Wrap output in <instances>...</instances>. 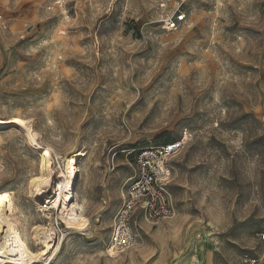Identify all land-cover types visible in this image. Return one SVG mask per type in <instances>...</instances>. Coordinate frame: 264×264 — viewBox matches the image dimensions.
<instances>
[{
  "label": "rangeland",
  "instance_id": "374dc122",
  "mask_svg": "<svg viewBox=\"0 0 264 264\" xmlns=\"http://www.w3.org/2000/svg\"><path fill=\"white\" fill-rule=\"evenodd\" d=\"M40 3L0 0V118L19 114L30 120L39 141L59 155L53 162L56 181L63 177V159L83 154L78 158L75 195L86 204L90 226L87 232L75 233L85 242V250L76 253L72 264H213L217 250L226 264H264V118L257 113L264 105V0L231 4L224 0L223 10L217 7L218 0H169L165 10L157 0H123L115 10L113 0H88L87 11L78 14L76 0H65V8L73 5L74 23L66 19L57 0H46L43 8ZM178 5L186 21L172 31L164 30L161 19ZM105 16H110L112 32L100 34L96 22ZM52 20L55 26L45 30L43 25ZM62 25L69 31L77 25L85 29L78 33L82 39H57ZM106 36L105 44H97ZM98 90L107 95H97ZM164 97L165 103L152 114L150 105ZM98 104H103L99 113ZM205 114L212 125L241 121L243 130L235 133L209 123L197 131L201 143L211 140L221 145L229 158H242V167L255 165L257 180L214 184L209 197L201 192L194 211L174 210L171 218L155 226L141 220L138 232L156 245L154 259L148 255L153 249L141 251L138 242L125 252L127 256H109L107 247H101L106 243L102 233L110 232L133 175L134 156L139 150L179 140L190 133L187 123H200L198 118ZM90 122L98 127L82 142L78 129ZM233 135L239 145L228 139ZM0 136V185H7L2 194L13 199L26 224L46 225L35 202L22 206L24 200L34 201L26 184L38 169L39 157L29 151L20 133L8 129ZM192 146L186 143L171 160L184 171L172 169L169 189H183L188 171L205 163L199 150L188 156ZM218 172L209 167L206 179L228 180ZM97 191L99 199L91 198ZM170 193L174 205L187 203L182 193ZM56 216L60 215L55 208L49 226L56 229L51 228L57 238L53 253H59L62 237L72 231L63 219L57 223ZM53 258L41 264H52Z\"/></svg>",
  "mask_w": 264,
  "mask_h": 264
},
{
  "label": "snow or ice",
  "instance_id": "6c2138e0",
  "mask_svg": "<svg viewBox=\"0 0 264 264\" xmlns=\"http://www.w3.org/2000/svg\"><path fill=\"white\" fill-rule=\"evenodd\" d=\"M57 3L60 5L61 9L65 11L66 19L74 23V21H71V17L73 15V12H72L73 5L69 3L67 5V8H65V0H57ZM122 3H123V0H113L111 9L112 10L118 9ZM231 3H232V0H228V4H231ZM45 4H46V0H41L40 8H43ZM75 7H76L77 14L82 10L86 12L89 7L88 0H76ZM160 7H163V5H160ZM217 7L221 10L225 9L226 4L224 3V0H218ZM217 14L219 15V13ZM181 19H184V18L182 17ZM109 20H110V16H105L104 18L96 22L97 26L100 28V34L112 32V28L109 25ZM86 22H87L86 19L82 21V23H86ZM165 23H167V21H165ZM55 24H56V21L52 20L49 23L44 24L43 28L45 30H51L55 26ZM189 28L191 29L192 26L189 25ZM57 31H58L57 39L63 38L66 40H73V39L80 40L82 39V37L79 36L78 33L84 32L85 29L77 25L74 28V30L69 31L66 29L64 25H62L61 28L58 29ZM118 38L119 37L117 34L116 39ZM107 39H108L107 36H106L105 41L103 42L97 39V44L103 45L107 42ZM116 39L112 40L113 44L116 43ZM84 43H88V41L85 40ZM44 47L46 48V45ZM112 51L115 52V49H112ZM35 52H36V49H33V53ZM102 52H103V46L101 47L100 51L97 52V56L98 57L101 56ZM177 54H179V50ZM40 55L42 56L43 52H41ZM101 63H110V61L102 60ZM96 67H97V71H100L99 63L97 64ZM105 71L108 76L111 75V73H107L106 69ZM205 74H207V72H205ZM261 82L264 83V55H262V63H261ZM101 83H103V78L101 79ZM179 87L183 89V84L181 83ZM96 94L101 95V96H106L107 91L98 90ZM166 99L167 97L160 98L154 103V105H150V108L152 109V114H155L161 108V106L165 103ZM60 106H61V101L57 100L55 107L59 108ZM49 107L51 108L52 106L50 105ZM102 109H103V104H98L95 110L97 113H99ZM257 113L261 118H264V105H262L260 108L257 109ZM148 119H151V115H149ZM198 119L200 120V123H196V122L187 123L186 126L190 129V133L185 135L183 137V140L185 143H190L193 145L188 150V156H191L193 153L199 150L202 152L201 159H203L205 163L197 167L191 168L188 171L187 181L184 184L183 189L177 188V187H173L169 189L170 191H173L175 193H182V198L187 201V203H185L184 205H181L179 203H176L174 205V210L179 211V212L194 211L193 206L195 205V202L197 198L200 196L201 192H203L206 198L209 197L210 193L215 192V188L212 187V185L214 184H219L221 186L227 184L230 186L231 183H234L238 179H243L245 181H252V182H255L257 180V172H256L255 165H248V166L242 167L240 163L242 158L241 157H236L234 159L229 158L227 152L224 150V148L221 145L216 144L211 140H208L206 143H201L200 135L197 131V130L202 129L203 123H209L212 128H222L226 131H232L233 133H235L237 131L243 130L242 128H240L241 121L237 120V121H233L229 123H224V124L217 123L215 125H212L211 121L207 120L206 114L202 115ZM225 119H227V117H225ZM52 122L53 121L51 119L48 121L49 124H52ZM3 123H4L3 121H0V125H2ZM27 123L29 122H25L22 120L15 121V124L20 125L21 127H24ZM97 127H98V124L96 122H90L89 124H85L83 128H79L78 131L83 134L82 142L83 140H87L90 136H92L93 133H95ZM17 131H19V129H17ZM28 131L32 132V129L29 128ZM228 139L231 141V143L239 145V140L236 139L234 135L230 136ZM4 143L6 144L7 142L5 141ZM31 143L35 144L37 148H40V145L36 144V141L34 139L31 140ZM178 148H179L178 144L172 143L170 147H165L162 149V154L163 153L170 154L173 150H176ZM205 149H208L211 151L206 152L204 151ZM29 151L31 152L33 150L29 149ZM34 155L36 157H39L40 152L35 151ZM43 155L49 156V151L44 150ZM188 156L182 157L185 163L188 160ZM72 163L74 167L77 166L79 164V159L72 161ZM212 166H215L216 168L219 169V172L217 173L218 175L227 176L228 180L227 181H216L215 179H206V177L208 176V168ZM52 167H55V165H52ZM165 168L169 170L176 168V169H179L180 171H184L181 165L176 164L174 162L163 164L160 171L163 173ZM73 175L78 177L79 174L74 173ZM162 178L166 183L168 182L167 176H163ZM261 179L264 180V174H261ZM14 182L15 181H13L12 183ZM56 183H58V181H55L54 177L51 178L50 181H46L43 187L37 188L36 198L43 201V199L47 196V194L51 193L52 198L54 199L55 192L53 190L55 189ZM70 186L72 187L73 191L76 190L75 181ZM6 188H7L6 184L0 185V193L4 192ZM206 188L208 189L207 191H205ZM28 195L29 197H31L32 193L29 192ZM63 198L64 197H61V199ZM91 198L99 199V191L91 195ZM7 199H8L7 196H0V200H7ZM32 202H33L32 200H24L22 201V206L30 207ZM200 203L203 206L205 204V201L201 200ZM262 206H264V202H262ZM129 208H131V205H129ZM218 221L222 222V217H218ZM69 228L72 229V231L66 234L64 237H62L63 243L60 246L59 253H53L49 251L47 255H45L43 252H37L35 254L29 253V255H31L34 260H39L41 257H43L44 259H48L49 257H54L52 259V264H72V260L75 257L76 253L82 252L85 250L83 247V244L85 242H82L79 235L75 234L76 232L83 231L84 229H74L72 225H69ZM119 230L124 231L125 238L121 240L119 236H117L116 243L112 244L111 248H108V255L112 257L118 256L119 252L123 251V249L120 248L121 245H126L130 247L134 241L138 242L137 247L140 248L141 251H143L146 248L153 249V251L148 253L149 257H151L152 259H154L156 255H158V251L155 250L156 245L153 244L152 240H149L142 233L135 232V231L130 233L122 228ZM102 234L105 236L106 243L104 245H101V247H108V245L111 243L110 233L105 232ZM54 247L55 245H51V244L48 245L49 249H52ZM113 248L117 249V251H113L112 250ZM135 252H136V249H133L131 253V255L133 256V259H135ZM125 255L126 256L129 255V253H125ZM61 256L64 257L63 260L60 259ZM213 264H226V259L224 255L221 254L220 250L216 251V255L213 257Z\"/></svg>",
  "mask_w": 264,
  "mask_h": 264
},
{
  "label": "bare ground",
  "instance_id": "6f19581e",
  "mask_svg": "<svg viewBox=\"0 0 264 264\" xmlns=\"http://www.w3.org/2000/svg\"><path fill=\"white\" fill-rule=\"evenodd\" d=\"M16 120L29 123L21 127L15 124ZM0 121L4 122L0 125V131L11 129L20 133L33 152H40L38 169H36L37 171L34 175L30 176L26 184L28 191L26 193H32L30 198L34 200L33 202L41 210L40 212L44 213L43 218H46L48 222L46 225L26 224L27 220L23 215L24 213L19 210L12 198L0 200V253H2L0 254V264H41L49 260L50 257L48 259L41 257L39 260H34L29 253L35 254L37 252H43L47 255L49 251L53 252L55 250L57 244L56 231L51 230L54 227L49 228L53 220V209L56 208L60 215L54 219L57 223L60 222L59 219H63L65 226L72 225L74 229H84L83 232H87L90 226V219L86 215V204L84 201L78 200L75 191L70 186L74 181L76 187L78 184V177L73 175L74 173H78V169L77 166H73L72 161L77 160L83 154L81 152L75 153L63 159L65 170L62 172L63 177L57 179L58 183H56L55 189L53 190L55 192V198L53 199L52 194L48 193L43 201H41L36 198L37 188L43 187L46 181H50L53 177L55 178L52 165L55 159L58 162L59 155L51 147L39 141L38 134L33 130L30 124L31 122L27 118L15 114L8 119L0 118ZM29 128L32 129V132L28 131ZM33 139L36 141V144L40 145V148H37L35 144L31 143ZM0 140H2L1 136ZM44 150L49 151V156L43 155ZM0 196L7 195L0 193ZM61 197L64 198L61 199ZM97 222L100 221L97 220ZM49 244L55 245V247L49 249Z\"/></svg>",
  "mask_w": 264,
  "mask_h": 264
},
{
  "label": "built area",
  "instance_id": "2783aa9c",
  "mask_svg": "<svg viewBox=\"0 0 264 264\" xmlns=\"http://www.w3.org/2000/svg\"><path fill=\"white\" fill-rule=\"evenodd\" d=\"M168 1L169 0H157L159 8L165 10ZM233 1L235 0H232V2ZM160 5H163V7H160ZM173 9L172 12L167 13L161 19L162 28L166 31H172L176 29L179 24L186 21V15L180 9V5ZM182 17L184 19H181ZM165 21H167V23H165ZM185 135H187V133L174 142L139 150L134 156L133 175L129 178V183L126 193L122 197L121 205L116 210L111 221L109 232L111 243L107 247V254L108 248H111V245L116 243L117 236H119L121 240L125 238L124 231H120L119 229L122 228L130 233L133 231L138 232L141 220L155 226L173 216L174 204L169 191L172 181V169L169 170L165 168L163 173L160 169L163 164L170 163L184 148L186 143L183 137ZM172 143L178 144L179 148L173 150L170 154H162V149L170 147ZM163 176L168 177L167 183L163 180ZM129 205H131V208H129ZM261 239L264 240V234L261 236ZM135 242L136 241H134L130 247L121 245L120 248H122L123 251H120L119 255L131 250ZM112 250L117 251L115 248Z\"/></svg>",
  "mask_w": 264,
  "mask_h": 264
}]
</instances>
